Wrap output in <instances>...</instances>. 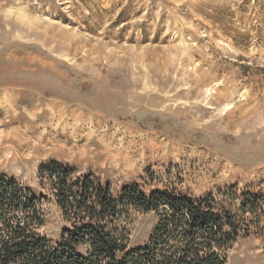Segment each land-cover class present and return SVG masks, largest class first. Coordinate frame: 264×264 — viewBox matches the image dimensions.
<instances>
[{
	"label": "rangeland",
	"instance_id": "374dc122",
	"mask_svg": "<svg viewBox=\"0 0 264 264\" xmlns=\"http://www.w3.org/2000/svg\"><path fill=\"white\" fill-rule=\"evenodd\" d=\"M212 200L264 264V0H0V177L68 227L40 168ZM153 212L120 215L129 249Z\"/></svg>",
	"mask_w": 264,
	"mask_h": 264
},
{
	"label": "trees",
	"instance_id": "16d2710c",
	"mask_svg": "<svg viewBox=\"0 0 264 264\" xmlns=\"http://www.w3.org/2000/svg\"><path fill=\"white\" fill-rule=\"evenodd\" d=\"M72 174L57 163L40 168L68 223L57 240L38 232V198L0 177V264H226L223 252L238 236V224L209 197L124 186L116 198L91 176ZM130 209L157 219L147 243L135 249L118 227Z\"/></svg>",
	"mask_w": 264,
	"mask_h": 264
}]
</instances>
